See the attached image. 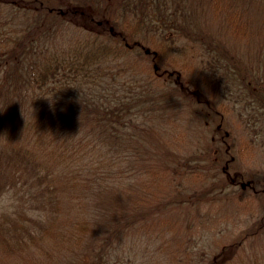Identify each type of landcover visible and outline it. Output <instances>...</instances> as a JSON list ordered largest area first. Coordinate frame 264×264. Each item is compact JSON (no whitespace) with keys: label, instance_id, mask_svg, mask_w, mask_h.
I'll list each match as a JSON object with an SVG mask.
<instances>
[{"label":"rangeland","instance_id":"rangeland-1","mask_svg":"<svg viewBox=\"0 0 264 264\" xmlns=\"http://www.w3.org/2000/svg\"><path fill=\"white\" fill-rule=\"evenodd\" d=\"M86 1V11L91 13L100 6L113 11L121 2L127 3L124 2L127 0ZM158 1V10L152 5L156 19L161 18L157 26L169 28L175 34V27L165 19L164 11L175 13L177 25L187 28L182 32V42L189 44L187 47L194 56L182 55L185 61L174 64L177 71L167 78L165 87L157 89L149 82H141L140 92L151 91H146L149 100L144 114L133 124L122 127L121 132L114 128L115 134L139 137L138 141L147 149L149 159H145L150 160L152 176L146 175L145 181L138 184L129 179V173L124 174V170L113 165L116 146L123 153H132L131 142L124 137L120 144L112 141L104 147L88 144L84 148L85 152L98 154L104 162L111 160L104 166L108 170L106 178H121L118 182L97 184L94 178L84 176L87 169L66 170L62 162L59 165L62 169L56 173L59 179L54 182L62 195L61 217L54 225L55 230L68 233L75 223L85 221L89 231L79 232L76 240L70 238L68 244L72 248L54 256L49 264H118L107 255V249L125 231H143L154 236L170 264H216L223 252L222 258L228 259L249 246L248 242L243 245L238 242L240 246L236 247L237 237L252 222L264 219V38L257 30L250 35L248 32L246 37L231 32L226 16L228 0L220 1L219 13L213 11L211 0ZM82 2L54 0L61 8H75ZM4 9L10 7L5 5ZM254 9L259 27L262 13L256 6ZM42 32L38 31L43 35V39L36 38L39 41L46 38ZM51 32L54 41L64 45L66 28L57 25L51 27ZM13 68L16 67L12 71ZM16 72H11L8 63L2 76L9 79L8 74ZM256 80L259 85L254 84ZM209 81L212 96L205 93ZM100 93L99 86L91 100L83 101L85 105L88 103L87 108L85 105L82 108L76 97L74 115L82 113L81 109L88 113ZM65 100L68 101L47 99L42 105L65 114L70 108ZM5 101L8 102L2 98L3 106ZM16 101L4 109L25 116V109L16 106ZM31 103H26L25 108L36 110L40 106L31 108ZM64 121L69 128L63 129L66 132L62 131L61 137L68 152L78 155L80 151L84 156L77 142L85 143L86 126L90 128L92 121ZM112 133L110 130L107 135ZM69 186L76 187L75 191ZM147 186L149 189L145 191ZM139 199L145 202H137ZM83 204L85 210L80 207ZM256 244L257 241L251 247Z\"/></svg>","mask_w":264,"mask_h":264},{"label":"trees","instance_id":"trees-1","mask_svg":"<svg viewBox=\"0 0 264 264\" xmlns=\"http://www.w3.org/2000/svg\"><path fill=\"white\" fill-rule=\"evenodd\" d=\"M52 1L0 0V189L12 188L17 194L14 211L0 213V264H49L54 256L72 248L68 243L78 239L79 232L89 231L85 221L75 223L68 233L55 230L54 226L62 212V195L54 186L62 162L66 170L87 169L84 176L94 178L100 185L121 179H107L108 170L105 171L104 166L112 161L104 162L98 154L85 152L86 145L104 147L112 141L120 144L125 138L131 142L132 153H123L116 146L113 165L124 170V174L129 173V179L138 184L145 181L146 175L152 176L150 160L145 159L148 157L145 145L138 141L139 137L133 134L124 137L119 132L144 114L149 93H146L148 90L139 91L140 83L149 82L157 89L165 87L167 78L177 71L174 64L185 61L182 55L194 56L187 47L189 44L182 42V32L187 28L177 25L175 13L164 11L165 19L175 27V34L169 28L157 26L161 18L156 19L152 5L158 10V0H127L113 11L100 6L94 13L86 11V0L76 9L61 8ZM220 1L211 0L215 13H219ZM227 4V25L234 35L246 37L248 32L250 35L257 30L264 38V0H228ZM5 5L10 10H5ZM255 6L262 13L259 27ZM57 25L66 28L64 36H68L64 38V45L52 38L51 27ZM40 30L46 35L44 41L43 35L38 34ZM37 37L42 39L39 41ZM8 63L11 72H17L16 75L8 74L9 79H5L2 73ZM183 65L187 67L188 64ZM13 66L16 68L12 71ZM210 84L211 81L205 85L207 96H212ZM254 84L259 85V80ZM99 86L98 101L92 103L88 113L81 109L82 113L75 116L76 97L83 108V101L91 100ZM158 94L159 91L154 95ZM2 98L8 101L3 102L4 106ZM58 98L68 99L65 102L70 108L65 114L42 105L47 99ZM15 101L16 106L25 109V116L19 117L22 113L11 114L4 109ZM30 102L31 108L40 106L36 110L25 108ZM85 106L87 108L88 103ZM64 120L92 121L90 128L86 126L85 143L77 142L84 156L80 151L78 155L68 152L61 137L63 129L69 128ZM108 128L112 136L107 135ZM114 128L119 129L117 134ZM75 188L68 187L72 191ZM148 189L147 186L144 190ZM136 201L145 202L143 199ZM80 207L85 210V204ZM263 232L264 219L252 222L235 242L236 247L240 246L238 242L242 245L248 242L250 248H243L228 259L222 258L223 252L217 258L218 264L224 260H227L224 264H264ZM255 241L256 246L251 247Z\"/></svg>","mask_w":264,"mask_h":264},{"label":"clouds","instance_id":"clouds-1","mask_svg":"<svg viewBox=\"0 0 264 264\" xmlns=\"http://www.w3.org/2000/svg\"><path fill=\"white\" fill-rule=\"evenodd\" d=\"M17 203L12 188L0 189V212L11 214ZM107 255L118 264H170L169 258L159 247V241L143 231L122 232L118 241L107 249Z\"/></svg>","mask_w":264,"mask_h":264}]
</instances>
